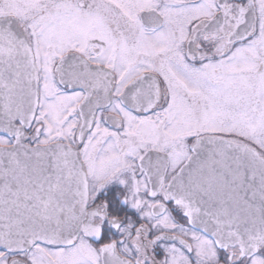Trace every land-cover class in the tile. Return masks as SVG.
Returning a JSON list of instances; mask_svg holds the SVG:
<instances>
[{"label": "snow or ice", "instance_id": "1", "mask_svg": "<svg viewBox=\"0 0 264 264\" xmlns=\"http://www.w3.org/2000/svg\"><path fill=\"white\" fill-rule=\"evenodd\" d=\"M0 264H264V0H0Z\"/></svg>", "mask_w": 264, "mask_h": 264}]
</instances>
